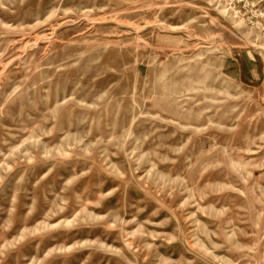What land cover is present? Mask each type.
Wrapping results in <instances>:
<instances>
[{
    "label": "rangeland",
    "instance_id": "rangeland-1",
    "mask_svg": "<svg viewBox=\"0 0 264 264\" xmlns=\"http://www.w3.org/2000/svg\"><path fill=\"white\" fill-rule=\"evenodd\" d=\"M263 32L0 0V264H264Z\"/></svg>",
    "mask_w": 264,
    "mask_h": 264
},
{
    "label": "built area",
    "instance_id": "built-area-1",
    "mask_svg": "<svg viewBox=\"0 0 264 264\" xmlns=\"http://www.w3.org/2000/svg\"><path fill=\"white\" fill-rule=\"evenodd\" d=\"M225 15L248 27L264 26V0H208ZM264 36V32L262 33Z\"/></svg>",
    "mask_w": 264,
    "mask_h": 264
}]
</instances>
